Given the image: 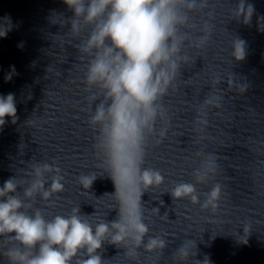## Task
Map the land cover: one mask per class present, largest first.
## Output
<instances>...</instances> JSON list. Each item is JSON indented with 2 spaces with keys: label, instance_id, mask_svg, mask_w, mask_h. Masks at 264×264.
<instances>
[{
  "label": "clouds",
  "instance_id": "9594fccd",
  "mask_svg": "<svg viewBox=\"0 0 264 264\" xmlns=\"http://www.w3.org/2000/svg\"><path fill=\"white\" fill-rule=\"evenodd\" d=\"M73 12L69 32L73 37L90 29L88 38L81 40L77 48L82 58H87L84 72L85 91L88 101V125L96 131L94 152L100 163L98 167L111 180L116 219L93 223L82 215L80 207H73L67 216L56 215L46 220L40 209L32 214L35 199L48 200L62 192L64 177L58 166L33 163L30 181L7 179L0 187V242L7 246L2 255L7 264H105L98 250L105 243L122 247L124 255L136 261L138 249L143 246L151 253L164 250L166 240L160 236L144 238L149 232L144 222L142 196L153 186L164 182L159 170L144 168L145 149L148 138L156 135L157 121L170 123L163 98L181 75L182 65L194 62L184 48H203L211 39L214 19L211 11L208 20L199 28L201 35L193 37L197 30L189 13L203 12L209 7L208 0H63ZM255 9L245 6L244 0L236 6L233 17L249 23ZM5 35V33H0ZM231 56L243 61L246 42L236 38L232 41ZM14 71V69H13ZM11 76H6L10 79ZM239 91L231 77L229 81ZM212 81V90L200 104L194 121L198 133H204L209 125L210 110L222 108V95ZM95 89V91H93ZM102 97V99H101ZM99 100L92 110L93 102ZM13 94L0 96V126L5 117L16 119ZM168 127H162L158 135L164 137ZM203 135L199 139H205ZM200 165L193 172L194 183H177L169 192L173 200L187 198L193 205L215 212L219 208L223 186L215 183L210 191L200 193L196 185H206L218 171L215 153L198 151ZM51 183H47V175ZM98 174L80 175L78 183L90 189ZM24 183L21 198L18 188ZM106 195V194H105ZM161 203H163L161 201ZM196 242H183L173 255L174 264H186L196 255ZM86 256L87 258H83ZM196 264H201L196 261ZM203 264H210L207 257Z\"/></svg>",
  "mask_w": 264,
  "mask_h": 264
}]
</instances>
